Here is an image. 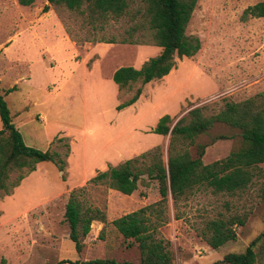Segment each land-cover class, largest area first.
<instances>
[{
  "label": "rangeland",
  "instance_id": "obj_1",
  "mask_svg": "<svg viewBox=\"0 0 264 264\" xmlns=\"http://www.w3.org/2000/svg\"><path fill=\"white\" fill-rule=\"evenodd\" d=\"M258 1L197 0L185 32L200 39L199 50L177 58L168 75L145 84L132 105L118 110L139 83L119 89L114 70L139 68L161 50L143 0H130L120 17L97 19L64 5L43 11L47 0L29 6L0 0V93L24 141L57 151L65 161L63 171L38 163L11 192L0 191V264L140 263L137 242L124 239L112 220L157 201V182L144 176L126 195L91 178L157 145L166 161L169 135L152 132L162 115L174 123L193 107L207 104L217 111L225 99L239 102L264 91V17L242 18ZM197 141L207 144L204 164L241 144L238 132L222 124ZM190 150L195 154L194 146ZM258 166L264 171V162ZM261 181L254 177L234 194L197 186L175 206L168 196L167 222L155 234L169 241L173 264H219L225 254L243 252L264 228ZM82 186L84 198L104 209L106 221L93 220L76 250L64 212L70 191ZM217 217L244 223L232 225L235 240L214 249L206 225Z\"/></svg>",
  "mask_w": 264,
  "mask_h": 264
},
{
  "label": "trees",
  "instance_id": "obj_2",
  "mask_svg": "<svg viewBox=\"0 0 264 264\" xmlns=\"http://www.w3.org/2000/svg\"><path fill=\"white\" fill-rule=\"evenodd\" d=\"M35 0H17L29 6ZM147 5V22L154 43L160 52L147 59L139 68L120 66L112 74L119 89L139 83L133 95L119 103L120 110L132 105L142 94L143 86L160 79L175 67L176 59L193 56L200 48L197 36L187 35L185 30L197 0H143ZM43 11L50 4L64 5L90 18L120 17L129 8L130 0H47ZM264 17V0L248 6L242 18ZM69 32V31H68ZM112 42L111 39H104ZM14 86L5 93L14 90ZM207 104L193 107L172 123L169 114L162 115L152 132L169 135L166 161L159 145L124 162L99 171L91 178L93 183L130 195L146 176L158 185L159 199L112 220L113 226L124 237L137 242L141 253L140 263L91 259L78 261L62 259L55 264H173L168 248L169 241L158 237L156 230L167 222V201L171 197L174 206L186 198L197 186H206L214 192L238 193L247 188L253 178H261L258 196L264 201V171L258 166L264 162V91L236 102L224 100L217 111H209ZM0 191L11 192L38 163L51 162L63 171L65 161L57 151L42 150L28 145L12 120L5 95L0 93ZM216 124H222L238 132L241 144L224 158L204 164L202 156L207 144L197 139ZM224 135H220L223 138ZM194 146L195 154L190 147ZM12 174H15L12 177ZM85 187L73 188L65 205L64 217L69 227V238L76 250L81 248V237L90 231L93 220L106 221L104 209L84 198ZM179 215H175L178 218ZM244 223V219L217 217L207 221L210 235L207 243L214 249L229 240H235L232 225ZM219 264H264V228L253 238L243 252H230Z\"/></svg>",
  "mask_w": 264,
  "mask_h": 264
}]
</instances>
